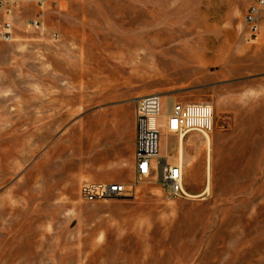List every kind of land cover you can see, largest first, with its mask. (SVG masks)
<instances>
[{
	"label": "rangeland",
	"instance_id": "374dc122",
	"mask_svg": "<svg viewBox=\"0 0 264 264\" xmlns=\"http://www.w3.org/2000/svg\"><path fill=\"white\" fill-rule=\"evenodd\" d=\"M14 1L0 8V264H264V17L257 43L245 24L257 0ZM146 99L161 117L214 107L211 134L162 119L183 198L136 174ZM86 182L134 193L87 202Z\"/></svg>",
	"mask_w": 264,
	"mask_h": 264
},
{
	"label": "built area",
	"instance_id": "2783aa9c",
	"mask_svg": "<svg viewBox=\"0 0 264 264\" xmlns=\"http://www.w3.org/2000/svg\"><path fill=\"white\" fill-rule=\"evenodd\" d=\"M43 6L46 0H29ZM14 0H0V8L11 14ZM264 0H257L245 15L247 41L257 43L263 29ZM11 25H7L6 32ZM8 33H5V36ZM162 119L168 133L184 136L192 131L211 134L215 128L214 107L206 103H175L169 113L161 117L158 100L146 99L138 104L136 121L135 171L140 178L154 179L168 195L183 198L184 170L182 165L160 157ZM133 187L122 183L86 182L81 186V197L87 202L128 198Z\"/></svg>",
	"mask_w": 264,
	"mask_h": 264
},
{
	"label": "bare ground",
	"instance_id": "6f19581e",
	"mask_svg": "<svg viewBox=\"0 0 264 264\" xmlns=\"http://www.w3.org/2000/svg\"><path fill=\"white\" fill-rule=\"evenodd\" d=\"M163 148V147H162Z\"/></svg>",
	"mask_w": 264,
	"mask_h": 264
}]
</instances>
